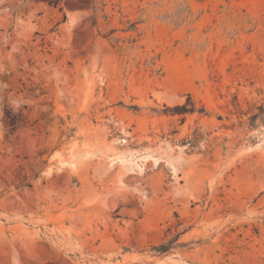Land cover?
Returning <instances> with one entry per match:
<instances>
[{
    "label": "rangeland",
    "instance_id": "rangeland-1",
    "mask_svg": "<svg viewBox=\"0 0 264 264\" xmlns=\"http://www.w3.org/2000/svg\"><path fill=\"white\" fill-rule=\"evenodd\" d=\"M0 264H264V0H0Z\"/></svg>",
    "mask_w": 264,
    "mask_h": 264
},
{
    "label": "trees",
    "instance_id": "trees-1",
    "mask_svg": "<svg viewBox=\"0 0 264 264\" xmlns=\"http://www.w3.org/2000/svg\"><path fill=\"white\" fill-rule=\"evenodd\" d=\"M175 109H182L181 112H188V111H195V104L194 103H186L182 106H176ZM254 117H257V115H254ZM172 242V241H171ZM154 249L160 253L166 252L169 250V245L167 244H160L158 246H154Z\"/></svg>",
    "mask_w": 264,
    "mask_h": 264
},
{
    "label": "bare ground",
    "instance_id": "bare-ground-1",
    "mask_svg": "<svg viewBox=\"0 0 264 264\" xmlns=\"http://www.w3.org/2000/svg\"><path fill=\"white\" fill-rule=\"evenodd\" d=\"M141 158H142V157H141ZM142 159L145 160V158H142ZM127 161H128V160H127ZM133 161H134V160H133ZM122 162L125 163V160L122 159ZM112 163H114V162L112 161ZM134 163H135V162H134ZM137 164H138V163H137ZM126 166H127V165H126Z\"/></svg>",
    "mask_w": 264,
    "mask_h": 264
}]
</instances>
